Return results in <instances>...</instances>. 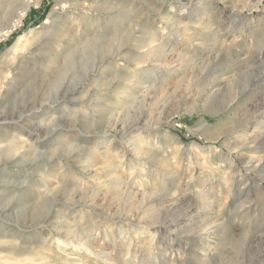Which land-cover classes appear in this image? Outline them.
<instances>
[{"label": "rangeland", "instance_id": "1", "mask_svg": "<svg viewBox=\"0 0 264 264\" xmlns=\"http://www.w3.org/2000/svg\"><path fill=\"white\" fill-rule=\"evenodd\" d=\"M31 1L0 57L55 6L92 40L0 98V264H264V0Z\"/></svg>", "mask_w": 264, "mask_h": 264}, {"label": "bare ground", "instance_id": "2", "mask_svg": "<svg viewBox=\"0 0 264 264\" xmlns=\"http://www.w3.org/2000/svg\"><path fill=\"white\" fill-rule=\"evenodd\" d=\"M37 1H39V0H37ZM223 1L225 3H227L228 0H223ZM88 4L89 3L83 2V3H80L79 5H80V7H82V9H91V6H89ZM31 5H33L31 0H20V4H19V6H17L18 8H16L15 10L12 9L13 12L9 16L6 17L5 23L0 28V41L2 39L7 38L15 30V28L22 23V19L24 18L28 9H30L32 7ZM62 9H60V10H62ZM60 10H59L58 6L53 7L50 11L48 19H46L40 25L39 28L31 29L26 33L20 34L17 41L13 44V46L10 49H7L5 51V53L2 54V56L0 57V98H2V95L5 94L4 93L6 90L5 88H7V86L9 84L14 82V81H12V80H14V77L16 78L15 75L17 72L16 73L13 72V68H15L16 65L18 64V62L20 60H22L24 57H29L30 54L35 53V51L37 49H39L38 43L40 40L42 42L45 39L46 46L44 48L46 49V52H47V53H45L46 57H47V62H45V64L42 65V68L48 69V70L49 69L50 70L56 69L57 65H59V64L62 65L63 63H66L68 60L71 59V57L74 55L76 50H78L79 48L82 47L83 48L82 51H83L84 47L86 46V43L88 41L92 40V36H91L87 39V41L83 42V45L81 47L78 46L76 41H75L76 40V33L78 31L77 27L76 28L74 27V29H73L74 31H72L71 26H64L63 24H60V23L54 21L55 20L54 18L57 16V12ZM85 11H84V13H85ZM42 38H44V39L42 40ZM62 41L68 43L67 48H65V49L62 48V45H61ZM156 44H157V42H156ZM156 44H154L153 42L150 43L148 46V50L152 52V49L153 50L156 49L155 48ZM40 47H42V46H40ZM164 50H165V48H164ZM152 53L154 54L156 52H152ZM157 53H158V50H157ZM149 55H150V53H149ZM146 57H147V55H146ZM152 57H154V55ZM134 60H136V59H134ZM35 66H38V67H34L37 74H38L39 73V63H38V65H35ZM36 72H33V74ZM31 73H32V71H31ZM245 107H247V106H245ZM51 118L53 119V117H51ZM45 123H47V122H45ZM48 123H49V120H48ZM22 134H23V132L21 131V129H19V131L15 134L16 138H18V143L16 144L17 145L16 146V149H17L16 154L19 156V159H21L22 156H24V154H23L24 139L22 138V136H23ZM11 141H13V140H11ZM12 143H14V142H12ZM14 146H15V144H14ZM9 147H10V149L9 148L8 149L11 150V143H10ZM10 156H14V155H10ZM7 157H9V155ZM260 160H262V158H260ZM257 163H259V162H257ZM174 230H176V229L174 228ZM15 241H16V239L14 241L7 242L6 244L10 248H14L16 246H21V241L19 244H16Z\"/></svg>", "mask_w": 264, "mask_h": 264}]
</instances>
